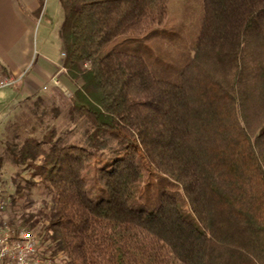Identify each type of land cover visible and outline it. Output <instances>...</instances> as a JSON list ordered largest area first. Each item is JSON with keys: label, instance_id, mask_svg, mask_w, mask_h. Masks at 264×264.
I'll use <instances>...</instances> for the list:
<instances>
[{"label": "trees", "instance_id": "16d2710c", "mask_svg": "<svg viewBox=\"0 0 264 264\" xmlns=\"http://www.w3.org/2000/svg\"><path fill=\"white\" fill-rule=\"evenodd\" d=\"M58 4L66 112L84 138L62 141L53 126L36 135L27 122L8 147L28 174L10 203L38 184L51 193L50 208L20 217L41 225L43 254L52 264H264V0H203L176 82L123 48L165 23L169 0ZM167 182L176 190L158 191Z\"/></svg>", "mask_w": 264, "mask_h": 264}, {"label": "rangeland", "instance_id": "374dc122", "mask_svg": "<svg viewBox=\"0 0 264 264\" xmlns=\"http://www.w3.org/2000/svg\"><path fill=\"white\" fill-rule=\"evenodd\" d=\"M51 1L49 0V8L43 17V23L36 24L35 36L38 29L39 36H41L48 14L52 21L61 18L62 13L58 0H55L56 6L53 8L50 5ZM202 4L203 0H169L165 23L145 32L139 40L125 44L123 48L144 55L150 68L159 78L172 82L178 81L184 65L193 54L202 21ZM61 81L68 87L64 78ZM10 89L12 88L0 90V195L8 200V206L2 217L13 222L14 224H10L11 226L18 227L23 226L20 220L21 214L37 215L44 207H51V193L47 188L38 184L26 190L28 201L25 202L23 199L10 203L9 198L14 194L17 184L24 186L28 174L23 165L14 162L12 151L8 147L16 151L23 136L30 133L29 130H24V124L27 122L29 124L26 126L32 123L30 126L36 135L50 126L55 127L57 136L66 142L82 140L86 125L81 118L72 119L67 115L69 91L61 84L59 87L49 88L47 86L46 90H34L23 100L13 102L12 106L7 103L6 99ZM35 101H40V103L37 105ZM3 104L9 106L6 108L5 105L2 106ZM175 190L176 188L171 182L163 183L158 188V191L165 192H174ZM24 204H26L25 207ZM156 204V194L148 199L143 197L138 201L140 208ZM40 227L41 225L38 223L33 228L38 235ZM58 258L55 260L58 261Z\"/></svg>", "mask_w": 264, "mask_h": 264}, {"label": "crops", "instance_id": "0c3cea01", "mask_svg": "<svg viewBox=\"0 0 264 264\" xmlns=\"http://www.w3.org/2000/svg\"><path fill=\"white\" fill-rule=\"evenodd\" d=\"M48 4L49 0H45L39 17H35L34 12L39 8L38 0H0V65L14 75L26 72L7 95V103L10 105L23 100L32 91L40 90L43 86L54 87L50 82L53 76L58 77L60 84L68 91L72 88L60 71L62 44L58 29L62 15L60 19L52 21L48 14L41 36L39 29L36 36L34 34L36 24L43 23ZM50 5L55 7V0ZM62 78L70 88L63 85ZM8 104L2 106L7 108ZM54 264H58L57 261Z\"/></svg>", "mask_w": 264, "mask_h": 264}, {"label": "built area", "instance_id": "2783aa9c", "mask_svg": "<svg viewBox=\"0 0 264 264\" xmlns=\"http://www.w3.org/2000/svg\"><path fill=\"white\" fill-rule=\"evenodd\" d=\"M25 74L26 72L21 75L11 74L0 65V90L16 87ZM50 82L55 87L60 86L56 76ZM42 89L46 90L47 86ZM7 206V198L0 195V264H52L43 254V247L40 246L39 236L34 229L11 226L9 220L2 217Z\"/></svg>", "mask_w": 264, "mask_h": 264}]
</instances>
